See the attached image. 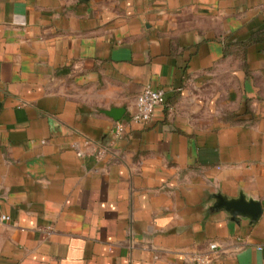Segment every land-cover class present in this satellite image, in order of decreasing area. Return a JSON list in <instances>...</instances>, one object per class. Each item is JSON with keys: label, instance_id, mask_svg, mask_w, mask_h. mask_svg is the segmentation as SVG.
Here are the masks:
<instances>
[{"label": "crops", "instance_id": "1", "mask_svg": "<svg viewBox=\"0 0 264 264\" xmlns=\"http://www.w3.org/2000/svg\"><path fill=\"white\" fill-rule=\"evenodd\" d=\"M0 264H264V0H0Z\"/></svg>", "mask_w": 264, "mask_h": 264}, {"label": "built area", "instance_id": "2", "mask_svg": "<svg viewBox=\"0 0 264 264\" xmlns=\"http://www.w3.org/2000/svg\"><path fill=\"white\" fill-rule=\"evenodd\" d=\"M166 98V93L163 90H153L150 87L145 88L137 99L136 112L132 117V122L141 126L149 124L156 108L164 105L166 103ZM124 131L125 128L123 124L118 122L115 130L116 135L121 136ZM2 220L8 221L9 217L3 216ZM215 247L216 245H212V249Z\"/></svg>", "mask_w": 264, "mask_h": 264}, {"label": "water", "instance_id": "3", "mask_svg": "<svg viewBox=\"0 0 264 264\" xmlns=\"http://www.w3.org/2000/svg\"><path fill=\"white\" fill-rule=\"evenodd\" d=\"M107 115L111 116L115 120L119 121L123 115V109H112L107 112ZM228 210L233 211L234 215L242 214H251L254 217L259 216L262 213V206L259 203L255 202H245L244 200H240L237 202H223L222 204Z\"/></svg>", "mask_w": 264, "mask_h": 264}]
</instances>
